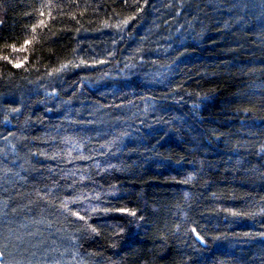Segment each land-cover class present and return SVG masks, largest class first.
<instances>
[{
  "label": "trees",
  "instance_id": "obj_1",
  "mask_svg": "<svg viewBox=\"0 0 264 264\" xmlns=\"http://www.w3.org/2000/svg\"><path fill=\"white\" fill-rule=\"evenodd\" d=\"M0 264H264V0H0Z\"/></svg>",
  "mask_w": 264,
  "mask_h": 264
},
{
  "label": "snow or ice",
  "instance_id": "obj_2",
  "mask_svg": "<svg viewBox=\"0 0 264 264\" xmlns=\"http://www.w3.org/2000/svg\"><path fill=\"white\" fill-rule=\"evenodd\" d=\"M131 215H135V213L133 212V213H131Z\"/></svg>",
  "mask_w": 264,
  "mask_h": 264
}]
</instances>
